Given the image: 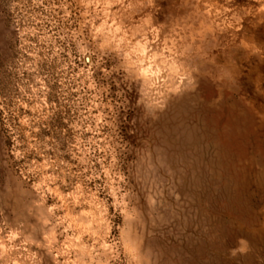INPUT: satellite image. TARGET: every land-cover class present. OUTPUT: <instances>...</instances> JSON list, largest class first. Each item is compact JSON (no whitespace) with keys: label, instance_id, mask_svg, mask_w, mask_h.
<instances>
[{"label":"rangeland","instance_id":"obj_1","mask_svg":"<svg viewBox=\"0 0 264 264\" xmlns=\"http://www.w3.org/2000/svg\"><path fill=\"white\" fill-rule=\"evenodd\" d=\"M0 264H264V0H0Z\"/></svg>","mask_w":264,"mask_h":264}]
</instances>
